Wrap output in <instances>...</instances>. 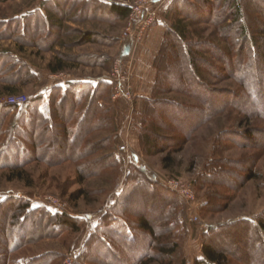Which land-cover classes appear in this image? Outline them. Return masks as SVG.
I'll list each match as a JSON object with an SVG mask.
<instances>
[{
  "label": "rangeland",
  "instance_id": "obj_1",
  "mask_svg": "<svg viewBox=\"0 0 264 264\" xmlns=\"http://www.w3.org/2000/svg\"><path fill=\"white\" fill-rule=\"evenodd\" d=\"M36 1H0V29L3 19L14 18ZM107 1L134 6L135 13L136 8L146 4L156 11V18L150 25H146L141 19L131 21L130 15L124 19L116 18L108 9H100V3L87 8L82 1L77 0L71 9V14L77 15L60 21L62 27L59 38L55 36L57 29L47 24L43 26L45 30L41 29L37 36L30 34L24 38L28 47L23 51L17 50L16 42L8 36L9 30L0 39V51L7 49L16 59L35 70L32 71L35 79L17 85L15 95L26 94L30 99L40 95L38 91L42 87L47 88L48 111L44 113L41 110L45 99L41 101L39 110L48 117V98L53 86L65 88L69 78L103 74L106 75L105 81L113 79L105 95L114 106L116 125V129H113L110 120L106 118L112 117L113 121V114L104 110L102 106H107L108 103L101 99L102 106L99 104L95 114L87 117L93 128L79 148L74 151L72 148L58 157L49 152L46 157L37 156L21 166L28 174L31 186H26L20 180L7 181V168L0 169V200L9 197L24 198L30 200L32 206L44 208L52 214L80 218L77 231L68 229L58 235L42 237L11 252L9 256L17 260L18 264L25 259L37 258H52L53 261L48 264H96L91 259L89 248L85 249L86 244L91 242L85 233L88 227L84 220L85 213L97 212L98 221L113 205L125 185L135 154L139 163L155 180L139 182L138 195L126 210L133 209L145 216L157 230L163 229V223L168 227L171 218L176 217L175 223L172 220L175 225L169 236L170 242H175L177 248L171 256H164L167 262L170 260L171 264H178L183 258V264H194L201 257L204 240L212 238L216 240L218 247L230 252V264H252L259 257L264 264V255L259 250L257 237L258 223L264 221V106L255 105L249 109L252 107L249 102H257L256 95L264 104V90L248 87L250 97L244 98L245 89L237 76L233 75L231 69L225 70L227 65L224 60L227 57L234 59L231 31L229 34L224 29L233 22V17L225 20L220 17V0ZM240 1L243 3L249 30L258 33L260 21L264 20V0ZM46 9L60 15L62 7L50 0ZM178 18L186 25L187 31L181 37L183 41L189 46L200 43L198 52L203 60L193 66L197 73L196 81H189L185 73L182 74L177 67L167 64L169 60L174 63L177 61L168 52V45L163 47L160 56L156 58L163 40L172 39V33L165 37V32L168 29L173 33L176 31ZM159 23H162L164 33L158 49L152 55L154 72L151 94L143 98L140 111L136 112L134 53L138 47L146 46L150 29ZM85 36H90L91 40H85ZM56 56L72 58L69 61L70 68L59 73L48 71V62ZM155 58L160 68L159 78L166 79L164 84L160 81L156 85L158 76L153 66ZM16 70L18 68L9 62V66L3 69L2 76L8 72L15 73ZM174 70H177L176 77L169 79L165 72ZM261 71L264 77V66H261ZM253 75L251 73L250 78L247 76L248 80H253ZM121 78L125 81L120 87L129 91V98L118 93L116 81ZM60 81L64 82L57 83ZM3 84L4 82H0V105L6 104L4 102L11 96L2 92ZM169 102L188 108L206 107L212 110V115L199 122V115L184 114L176 110L170 113L169 107L165 105ZM89 105V101H81L72 110L73 113L63 112L67 118L74 115L70 119L73 123L81 118L85 109L90 108ZM22 107L23 105H15L11 108V122L16 120ZM250 110L255 112L250 114ZM175 119L180 122H175ZM54 122L60 124L63 120L55 116ZM184 128L191 131L184 133ZM9 130L7 123L0 141L3 147H9L5 145ZM152 130L157 132L156 136L151 134V138L155 137L156 147L148 148L144 135L150 134ZM10 145L0 162L20 160L22 148ZM122 147L124 150H121ZM166 156L170 157V161H163ZM223 159L240 164L237 174L243 175L246 168H250L256 174L255 177L238 182L240 179L232 173L222 182V178L214 175V172L215 169H220ZM227 168L231 170L228 166ZM230 180L234 184H227ZM238 183H241L240 186ZM45 197L54 202L59 201L66 210L60 211L46 203L43 200ZM162 201L165 202V210L161 206ZM5 208L0 209V248L4 245L1 234L4 214L1 212ZM193 216L198 219L195 220ZM241 219H252L254 226L247 221H240L234 227L223 229L231 222ZM253 227L255 232L249 233ZM211 228L222 230L206 237L205 233L213 232L210 231ZM101 251L100 254L105 256V250ZM159 253L156 249V257L159 256L163 263H167Z\"/></svg>",
  "mask_w": 264,
  "mask_h": 264
},
{
  "label": "trees",
  "instance_id": "obj_2",
  "mask_svg": "<svg viewBox=\"0 0 264 264\" xmlns=\"http://www.w3.org/2000/svg\"><path fill=\"white\" fill-rule=\"evenodd\" d=\"M80 1H82L87 8L96 3L95 0ZM243 1L248 2L250 0ZM52 3L62 7L60 15H56L52 10L46 9L49 2H45L43 6L46 9V18L41 16L39 12L34 11L29 15L8 18V20L3 19V26L0 29V39L3 38L2 35H4V32L9 30L8 36L16 42L17 50L23 51L25 47H28L24 38L30 34L37 36L41 29L47 24L57 29L55 36L59 38L61 36L60 29L62 27L60 21L77 15L71 14V9L77 3V0H52ZM220 4H222V9L219 13L220 17H224V20L230 16L233 17V22L227 24L224 28L229 34L231 31V50H234V59L227 57L224 60L227 65L225 70L231 69L233 71V75L237 76V80L245 89L243 97L248 98L250 97L248 95L250 92L248 87L264 90V77L262 76L263 71H261V66H264V20L260 21L258 33H253L249 30L250 27L247 23L246 15H244L243 12L242 1L220 0ZM181 7H183V5H181ZM100 9H108L116 18L124 19L129 15L131 7L124 3L110 1L109 4H101ZM175 26L177 32L175 31L173 33L170 31L171 29L166 30L165 37L172 33V39L170 41H166V38L163 40L156 58L160 56L163 47L168 45V52L173 54L177 61L174 63L169 60L167 64L172 65L171 67H177V70L182 72V74L185 73L189 81H196L197 73L193 69V66L198 65V63L203 60L198 52L200 43H192V45L189 46L187 42L183 41L181 37H183L184 32L187 30L186 25L181 23L180 18L176 20ZM84 39L90 41L91 37L85 36ZM126 49H128V47H126ZM156 58L153 62V66L157 72L156 76H158L156 77V85L159 84L160 81L161 84H164L166 79L159 78L160 68ZM71 60L73 59L67 58L66 56H56L48 62L47 69L51 73L64 72L70 68L69 61ZM9 62L13 67H17L18 70H16L15 73L12 72L13 74H8V72L6 75L2 76V71L9 66ZM177 70L165 72V75L169 77V79H173L176 77L175 71ZM251 73L254 74V79L248 80ZM33 79H35V74L26 63L16 59L7 49L0 51V82H4L2 92L4 91L7 95L13 96L17 94L15 93L17 85H23ZM109 84H111V81L107 79V81H99L95 86H93L92 83L82 81L67 82L65 88L53 86L48 98V117L39 110V105L43 100L42 95L32 97L24 103L19 115L13 122L9 120V112L15 105L8 103L0 105V141L7 123H9L10 128L9 137H7L5 144L9 147H3L2 142H0V159L2 156L4 157V153L11 147L10 144L16 148H22L19 161L15 159L12 163L0 162V169L7 168L8 171L5 179L7 181L20 180L23 181L26 186H31L28 174L21 167L23 164L37 156L42 158L46 157L49 152H51L52 156L55 155L58 157L72 148L73 151L79 148V145L84 143V138L87 133L93 128V124L87 120V117L89 114L92 116L95 114V110L98 108L101 99L107 100V106H102V104H100V106H102L105 111L108 110L109 113L112 112L113 121L112 117L107 116L106 118L110 120L113 129H116L114 106L111 101L110 103L108 102V98L105 95V92L109 89ZM256 99L257 102L248 101L250 106L252 105L249 109L254 108L255 105L260 107L264 106L257 95ZM85 100L90 102V108L88 110L85 109L84 113L82 112L81 118L72 123L70 119L74 115L71 114V116L67 118L63 111L73 113L72 110L77 107V104ZM165 105L169 107L170 113L176 110L184 114L199 115V122L207 120L212 115V110L206 109V107L188 108L176 102H169ZM248 112L253 114L255 111L250 110ZM55 116L62 119L63 122L60 124L55 123ZM174 121L180 122L179 119H175ZM190 131L191 129H183L184 133ZM151 134L156 136L157 132L152 130L150 134H145V144L148 145V148H155V137L151 138ZM60 143L62 144L61 146L59 145ZM133 159L134 161L132 162L130 173L127 176L122 191L116 196L113 205L100 217L98 224L94 227L89 236L91 242L89 241V245L86 244L85 249L87 250L89 248V252H91L90 255H92L91 259L96 264H171L170 260L167 262L165 257L171 256L173 251L177 248L175 242H170L169 236L172 230H174L175 224H173V222L175 223L176 217L173 216L171 218V223L169 222L168 227L163 223V229H159V231L145 216L137 213L133 209H130L131 211L126 210V208H129L127 206L130 204L132 205L133 199L138 195L139 182L149 180L154 182L155 180L152 178L153 176L150 172L139 163L136 156H133ZM163 161H170V157H164ZM163 165L167 167V165ZM239 165L240 164L236 162L223 159L221 160L220 169L214 170V175H219V177L222 178V182L226 180L227 175H232V173L238 176L240 179L238 182H244L245 180L255 177L256 174L252 172L250 168H246V173L243 175L237 174L236 171ZM221 166H223V168H221ZM227 166L231 170H228ZM1 177L2 174L0 173V179ZM229 183L234 184L231 180L228 181L227 184ZM239 184L241 183H238V185ZM161 206L164 209L165 202L162 201ZM37 207L38 206H32L30 200L24 198L9 197L0 200V209H6L1 212L4 214L3 220L1 221V234L3 235L2 239L4 245L0 248L2 254L0 255V264H18L17 260L9 255L11 252L24 247L28 243L45 236L61 234L64 230L70 229L72 231H77L79 229L80 218H74L67 214H52L44 208ZM132 215L135 216V218H133ZM240 221H247V223L254 226L252 219H241L231 222L224 226L223 229L234 227ZM250 229L249 233H251V231L255 232L254 227ZM258 229L257 237L259 240V250L261 254L264 255V221H259ZM220 230L211 228L210 231L213 232H207L205 236L208 237L210 234H218ZM102 249L105 250V256L100 254ZM156 249L160 252V255H163V257L165 256L163 259L167 263H163L159 256L156 257ZM229 254L230 252L226 251L225 248L217 246L215 239L206 238L202 244L201 257L197 258L194 264H230ZM158 257L159 259H157ZM184 260L185 259L182 258L178 264H183ZM51 261H53L52 258L25 259L22 260L21 264H48ZM75 264L81 263L77 262ZM252 264H263L261 257L255 258Z\"/></svg>",
  "mask_w": 264,
  "mask_h": 264
},
{
  "label": "crops",
  "instance_id": "obj_3",
  "mask_svg": "<svg viewBox=\"0 0 264 264\" xmlns=\"http://www.w3.org/2000/svg\"><path fill=\"white\" fill-rule=\"evenodd\" d=\"M156 1L158 2L160 0H156ZM45 2H49V0H39V1L37 0L36 3H34L29 8H26L22 10L21 12H19L18 14H16L15 17L29 15L33 13L34 11H37L41 14V16L46 18V9L43 6ZM95 2L100 3V4L110 3V2L107 3L108 2L107 0H95ZM161 24L160 23L156 24L155 26H153V28L150 29L147 35L148 38H147L146 46H143L141 48L138 47L135 50L136 52L134 53V64L136 68V71L134 72V80H135L134 99L136 101V112L137 110L140 111L139 108L141 106V102L143 101V98H146L148 95L151 94V82L153 79V72H154L152 68V60H153L152 57L154 56L153 54L158 49L161 43V40H162L163 33H164L163 32L164 29L161 26ZM33 69L34 68H32L31 71H35ZM105 79H106V75L99 74L96 76L73 77V78H69V80H67L66 82L83 80V81L91 82L95 86L99 81H103ZM61 82H64V81H60L57 83H61ZM47 91L48 89L45 87H42L38 91V94L43 96V100L45 99L44 103L41 105V110L44 113H47L48 111L47 98H46L48 97ZM84 220H86L85 223L86 225H88V227H86L85 233H86V236L89 237L94 227L99 222V220L97 221V212H86Z\"/></svg>",
  "mask_w": 264,
  "mask_h": 264
},
{
  "label": "built area",
  "instance_id": "obj_4",
  "mask_svg": "<svg viewBox=\"0 0 264 264\" xmlns=\"http://www.w3.org/2000/svg\"><path fill=\"white\" fill-rule=\"evenodd\" d=\"M146 12V13H145ZM145 14H147V16L145 17ZM129 15L131 16L130 19L131 21L137 20V19H141L142 21L144 20V22L146 23V25H150L156 18V11L154 9H150L146 4L140 6L139 8H136V13L134 10V6H131V10ZM128 15V16H129ZM146 19V21H145ZM125 52L123 53V56H125ZM117 69V68H116ZM119 71H117L118 73ZM109 80L111 81V83H113V79L109 78ZM125 81L124 78L121 79H117V88H118V93L120 95H123L127 98L130 97V93L128 90L126 89H121V85H123V82ZM29 100V97L26 94H22V95H13V96H9L8 100L5 101L4 103H8V104H13L16 106H20L23 105L24 103H26ZM121 150H124L123 147L121 148ZM134 156H137L134 154ZM46 203L50 204L51 206L55 207L56 209L62 211V210H66V207L63 206L59 201H53L50 198H46L43 199ZM193 218L195 220H197L198 218L196 216H193Z\"/></svg>",
  "mask_w": 264,
  "mask_h": 264
}]
</instances>
